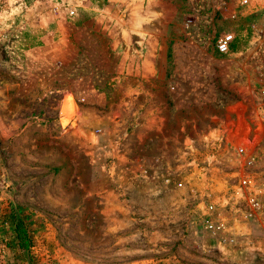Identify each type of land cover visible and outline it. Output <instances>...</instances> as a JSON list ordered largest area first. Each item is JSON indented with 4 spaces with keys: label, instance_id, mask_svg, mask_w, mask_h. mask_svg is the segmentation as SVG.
Listing matches in <instances>:
<instances>
[{
    "label": "rangeland",
    "instance_id": "374dc122",
    "mask_svg": "<svg viewBox=\"0 0 264 264\" xmlns=\"http://www.w3.org/2000/svg\"><path fill=\"white\" fill-rule=\"evenodd\" d=\"M241 2L0 0V264H264L234 193L264 113V0Z\"/></svg>",
    "mask_w": 264,
    "mask_h": 264
},
{
    "label": "built area",
    "instance_id": "2783aa9c",
    "mask_svg": "<svg viewBox=\"0 0 264 264\" xmlns=\"http://www.w3.org/2000/svg\"><path fill=\"white\" fill-rule=\"evenodd\" d=\"M242 6L250 5V0H242ZM233 34L223 36L217 44L220 54H228L235 42ZM251 121L244 132L239 130L233 139V147L239 159L240 170L236 173L238 184L235 188V198L244 200L246 213L249 217H255L264 211V166L261 164L262 134L264 133V113L258 118V123ZM211 211L214 210L210 206ZM214 231H224L225 223L211 224Z\"/></svg>",
    "mask_w": 264,
    "mask_h": 264
},
{
    "label": "trees",
    "instance_id": "16d2710c",
    "mask_svg": "<svg viewBox=\"0 0 264 264\" xmlns=\"http://www.w3.org/2000/svg\"><path fill=\"white\" fill-rule=\"evenodd\" d=\"M17 236L19 240V246L22 250H29L31 247L30 239L27 235V230L23 226H16Z\"/></svg>",
    "mask_w": 264,
    "mask_h": 264
}]
</instances>
